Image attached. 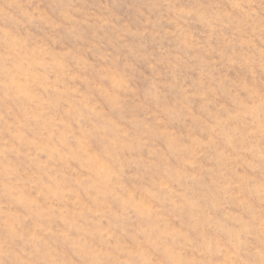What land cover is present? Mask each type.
I'll list each match as a JSON object with an SVG mask.
<instances>
[{"label": "rangeland", "instance_id": "obj_1", "mask_svg": "<svg viewBox=\"0 0 264 264\" xmlns=\"http://www.w3.org/2000/svg\"><path fill=\"white\" fill-rule=\"evenodd\" d=\"M0 264H264V0H0Z\"/></svg>", "mask_w": 264, "mask_h": 264}]
</instances>
